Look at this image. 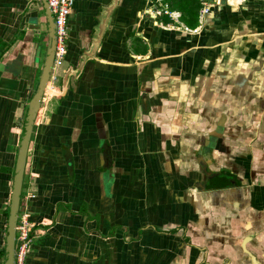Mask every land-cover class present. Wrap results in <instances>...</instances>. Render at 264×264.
Instances as JSON below:
<instances>
[{"label":"crops","instance_id":"1","mask_svg":"<svg viewBox=\"0 0 264 264\" xmlns=\"http://www.w3.org/2000/svg\"><path fill=\"white\" fill-rule=\"evenodd\" d=\"M154 2L178 21L74 0L26 155L25 264H250L240 244L264 264V0L201 21L198 0ZM46 40L39 0H0V264Z\"/></svg>","mask_w":264,"mask_h":264},{"label":"water","instance_id":"2","mask_svg":"<svg viewBox=\"0 0 264 264\" xmlns=\"http://www.w3.org/2000/svg\"><path fill=\"white\" fill-rule=\"evenodd\" d=\"M44 10V22L46 26V49L44 61L37 78L34 92L27 104L24 124L20 136L18 152L16 156L14 175L11 184L10 200L6 218V234L4 246V264H15V227L20 207L22 179L26 162V155L32 134L35 118L40 108L45 87L50 75L55 51V24L54 17L48 6L47 0H39ZM86 57L80 59L84 61ZM246 241V238L244 239ZM247 244H240L241 250L248 256L250 264H260L255 255L246 248Z\"/></svg>","mask_w":264,"mask_h":264},{"label":"built area","instance_id":"3","mask_svg":"<svg viewBox=\"0 0 264 264\" xmlns=\"http://www.w3.org/2000/svg\"><path fill=\"white\" fill-rule=\"evenodd\" d=\"M150 2L148 7V16L158 23V16L164 14L172 18L175 22L178 21V13H173L165 7L156 4L155 0H147ZM199 7V20L201 21L204 15L208 14L213 8L219 7L223 2L228 3L230 6H238L246 0H198ZM48 6L54 17L55 24V51L53 64L51 67L50 75L45 87V92L53 90V85L57 81V70L62 65L66 53V42L68 38V17L71 13L74 0H47ZM160 23V22H159ZM183 30L189 32L187 27ZM196 31V30H192ZM33 194H28L26 200L32 199ZM22 200L20 199V204ZM26 202V201H25ZM25 202L19 207L17 222L15 227V264H25L26 256L32 242V230L35 226L29 218V213Z\"/></svg>","mask_w":264,"mask_h":264},{"label":"rangeland","instance_id":"4","mask_svg":"<svg viewBox=\"0 0 264 264\" xmlns=\"http://www.w3.org/2000/svg\"><path fill=\"white\" fill-rule=\"evenodd\" d=\"M44 28V27H43Z\"/></svg>","mask_w":264,"mask_h":264}]
</instances>
